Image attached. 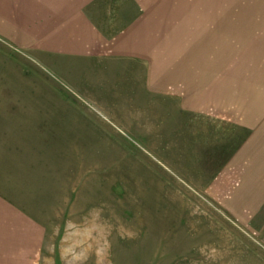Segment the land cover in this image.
<instances>
[{
	"label": "rangeland",
	"instance_id": "374dc122",
	"mask_svg": "<svg viewBox=\"0 0 264 264\" xmlns=\"http://www.w3.org/2000/svg\"><path fill=\"white\" fill-rule=\"evenodd\" d=\"M78 1L66 44L18 45L26 3L0 0V264H264L258 188L210 180L176 91L231 73L262 99L264 0Z\"/></svg>",
	"mask_w": 264,
	"mask_h": 264
},
{
	"label": "crops",
	"instance_id": "0c3cea01",
	"mask_svg": "<svg viewBox=\"0 0 264 264\" xmlns=\"http://www.w3.org/2000/svg\"><path fill=\"white\" fill-rule=\"evenodd\" d=\"M12 1L13 5L26 3L25 15L20 13V7L16 6V10L8 18L9 32L16 44H48L50 41L46 42V38L50 37L53 30H57L56 43H64L65 38L61 30L69 26L73 28L75 0H3L5 4L7 2L12 4ZM85 2L79 0V6L85 5ZM17 10L18 12H15ZM4 30L8 31L6 25ZM154 69L160 68L154 67ZM165 72V70L153 72L152 77L148 78V84L157 85L158 90H167V80L170 78H167ZM182 74L183 72H178V75ZM229 74L230 76L223 78L217 84V91L214 87H205V89L202 87L198 90V71L194 74L193 91L192 88H188L186 81L183 84L179 83L177 90L176 88L174 90L186 100L193 98L195 102L198 101V164L205 166L202 168L206 173L212 174L210 180L214 179L215 173L218 176L220 173L227 175L236 166L242 183L234 193H239L242 187L254 185L258 188L256 196L258 195L264 203V109L261 108L264 94H261L262 99L258 97L252 100L248 91L249 86L245 87V83H249L248 78H239L240 83H237L236 78ZM186 76L184 78L188 80ZM181 79L182 77L175 78L174 82L178 83ZM236 83L241 85L237 86L236 90L239 97L242 101H246L243 102L245 109L239 101L237 107L241 106L242 109L238 111V115L233 109L235 104L233 108L231 107L233 101L231 97L235 95ZM190 91L193 96L189 95ZM259 94L256 93V96ZM209 162L212 165L216 164L218 168L208 171ZM219 165L223 166L222 169Z\"/></svg>",
	"mask_w": 264,
	"mask_h": 264
}]
</instances>
